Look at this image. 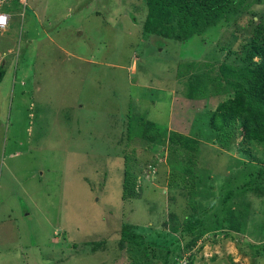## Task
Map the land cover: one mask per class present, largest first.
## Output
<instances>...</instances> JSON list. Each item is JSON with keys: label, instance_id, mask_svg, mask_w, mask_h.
Returning a JSON list of instances; mask_svg holds the SVG:
<instances>
[{"label": "rangeland", "instance_id": "obj_1", "mask_svg": "<svg viewBox=\"0 0 264 264\" xmlns=\"http://www.w3.org/2000/svg\"><path fill=\"white\" fill-rule=\"evenodd\" d=\"M146 9L27 0L21 22L0 32V264H126L122 227L140 248L137 264H171L184 244L173 224L191 198L205 223L214 211L220 221L230 189L240 230L202 235L192 264H264V180L247 182L264 146L232 149L236 133L219 146L206 125L231 91L209 93L210 78L220 62L239 64L248 12L264 23V0L235 1L183 43L143 35ZM193 74L204 90L188 98ZM192 184L202 192L189 198Z\"/></svg>", "mask_w": 264, "mask_h": 264}, {"label": "trees", "instance_id": "obj_2", "mask_svg": "<svg viewBox=\"0 0 264 264\" xmlns=\"http://www.w3.org/2000/svg\"><path fill=\"white\" fill-rule=\"evenodd\" d=\"M146 5V15L141 24V32L144 35H157L159 38H169L183 43L192 35L199 33V29L207 24H211L224 15L227 6L232 5L235 1L239 4L241 0H143ZM10 10L18 8L16 0H11L7 6ZM97 13V12H96ZM249 36L239 46H236L234 56L237 65H227L220 62L218 64V75L212 80V88L209 93H216L220 90H231L227 92V96L220 100L214 109L208 113L207 128L210 131L214 142L219 146L229 145L225 143L227 138H232L234 133L240 137L232 144V149L238 147L239 152L244 151L243 145L249 141L257 145L264 146V23L256 17L252 11L248 12ZM255 17V18H254ZM223 18V17H222ZM171 22L173 23L171 25ZM239 52V55L238 53ZM186 69V68H185ZM5 72L3 64L0 65V81ZM198 74H193L195 83L187 85L186 96L192 98L198 95L203 87L199 86ZM228 87V88H226ZM151 123V122H150ZM154 124V123H152ZM142 131L150 129L151 124L141 122ZM155 126V124H154ZM128 137L135 136L133 131ZM144 137V133H137ZM127 137V138H128ZM151 141L153 138L150 139ZM181 145L186 149L193 147L196 140L188 139ZM251 176L247 182L253 183L257 180H264V164L256 166L255 171L251 172ZM260 177H262L260 179ZM198 183V182H197ZM126 183H122V195L128 194ZM250 184V186H252ZM187 190L189 198L200 195L202 190ZM223 185V184H222ZM221 185V186H222ZM235 189L228 190L226 202L224 201V211L219 221L218 217H213L216 213L208 217L211 221L205 223L203 218V210H197L190 200L191 213L184 216L180 222L173 224L179 226L180 238H183L184 244L178 254L172 256L171 264H192V249L196 248V241L202 239V235L215 234L216 230L224 232L234 238V232L240 230L243 224L242 218L244 212L232 202L235 195ZM212 205V203H209ZM213 217V218H212ZM242 217V218H241ZM170 219L175 216L170 215ZM207 218V219H208ZM212 219L214 224H212ZM118 244L120 248L125 247V241H128V249H124L125 255L128 257L126 264H137V258L140 257V248L137 249V243H131L132 235L125 227L121 228ZM264 235V232H263ZM98 243L94 244L97 249ZM263 247V245H261ZM129 251V253H128ZM144 254L146 248H143ZM130 257V260H129ZM163 264H168L166 260Z\"/></svg>", "mask_w": 264, "mask_h": 264}, {"label": "clouds", "instance_id": "obj_3", "mask_svg": "<svg viewBox=\"0 0 264 264\" xmlns=\"http://www.w3.org/2000/svg\"><path fill=\"white\" fill-rule=\"evenodd\" d=\"M17 1V0H16ZM17 3H18V8H16L15 10H10L9 8H4V9H2V11H5V13H7L9 16H8V21H7V24L6 25H4V27H2V28H0V32H5L7 29H8V26H9V23H10V21H11V19L13 18V17H18V16H20V13H21V11H22V16H23V12H24V10H25V8H26V6H27V0H25V5H24V7H23V9H21V3H19L18 1H17ZM22 16H20V22H21V18H22ZM4 22V20H3V18H0V23H3ZM19 26H20V24H19ZM4 69H6V67H4ZM193 250V249H192Z\"/></svg>", "mask_w": 264, "mask_h": 264}, {"label": "built area", "instance_id": "obj_4", "mask_svg": "<svg viewBox=\"0 0 264 264\" xmlns=\"http://www.w3.org/2000/svg\"><path fill=\"white\" fill-rule=\"evenodd\" d=\"M11 0H0V18H3L4 22L0 23V28L4 27V25L7 24L8 21V14L5 13V11H2V9L6 8L9 5V2ZM19 3H21V9H23L24 5H25V0H17ZM22 13V11H21ZM20 13V16H22V14Z\"/></svg>", "mask_w": 264, "mask_h": 264}, {"label": "crops", "instance_id": "obj_5", "mask_svg": "<svg viewBox=\"0 0 264 264\" xmlns=\"http://www.w3.org/2000/svg\"><path fill=\"white\" fill-rule=\"evenodd\" d=\"M8 68L6 67V69L5 70H7ZM19 83H21L22 85H23V81H21V80H19Z\"/></svg>", "mask_w": 264, "mask_h": 264}]
</instances>
